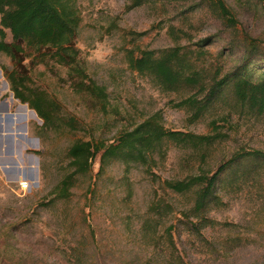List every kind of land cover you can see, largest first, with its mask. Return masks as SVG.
I'll return each instance as SVG.
<instances>
[{
	"label": "rangeland",
	"instance_id": "obj_1",
	"mask_svg": "<svg viewBox=\"0 0 264 264\" xmlns=\"http://www.w3.org/2000/svg\"><path fill=\"white\" fill-rule=\"evenodd\" d=\"M215 2L70 0L79 16L76 48L88 76L105 88V103L74 91L68 67L48 58L24 63L33 84L58 103L64 118L74 119V130L45 129L13 98L3 72L13 65L0 52V102L9 100L11 113L25 114L32 138L11 149L22 150L11 158L26 169L31 156L38 174L21 179L29 182L25 192L20 179H0V264H264V160L227 165L199 213L198 186L177 193L165 185L203 172L210 177L239 154L264 152V113L237 101L235 79L199 111L177 106L187 98L202 102L209 86L228 74L264 78V0H222L234 25L219 16ZM5 41H11L8 30ZM168 50L178 51L177 69L197 75L196 86L169 90L133 70L130 61L141 51ZM154 115L166 130L211 139H164L146 162L100 163L98 155L74 176L68 196L55 199L51 192L72 172L67 152L73 143L112 144Z\"/></svg>",
	"mask_w": 264,
	"mask_h": 264
},
{
	"label": "trees",
	"instance_id": "obj_2",
	"mask_svg": "<svg viewBox=\"0 0 264 264\" xmlns=\"http://www.w3.org/2000/svg\"><path fill=\"white\" fill-rule=\"evenodd\" d=\"M214 8L229 25H234V19L222 0H216ZM78 24L79 16L70 5V0H0V52L8 56L13 65L10 70L3 68L4 75L10 84L13 98L34 111L42 120L45 129L66 127L74 130L76 123L73 118H64L58 103L44 89L33 84L30 68L24 63L28 57L31 58V66L34 61L42 63L48 58L57 65L68 67L70 86L74 91L86 92L102 103L107 99L105 88L98 86L83 68L79 50L75 45ZM5 30L10 32V42L5 41ZM154 54L152 51H141L138 57L130 61L133 70L149 73L161 86L169 90L181 85L196 86L199 83L196 74L185 75L175 67L174 63H180L177 50L162 51L157 56ZM232 79H235L233 94L237 101L250 110L264 113V78L253 82L237 77L236 73L214 81L202 102L187 98L177 106L191 105L199 111L203 106L209 105ZM200 89L204 91L203 87ZM164 139L200 144L211 137L166 130L154 115L132 130L124 132L112 144L76 141L67 152L72 172L62 177L51 194L55 199L66 198L74 176L86 173L98 155L100 163L110 159H120L125 163L146 162L147 154ZM242 158L264 160V152L239 154L220 166L210 177L203 172L187 180L165 182V185L177 193L198 186L194 211L199 213L213 197V187L220 173L227 165ZM186 225L198 232L197 223L187 219ZM205 242L210 245L209 241Z\"/></svg>",
	"mask_w": 264,
	"mask_h": 264
},
{
	"label": "crops",
	"instance_id": "obj_3",
	"mask_svg": "<svg viewBox=\"0 0 264 264\" xmlns=\"http://www.w3.org/2000/svg\"><path fill=\"white\" fill-rule=\"evenodd\" d=\"M12 106L9 100L0 102V179L5 182H11V179L21 180L25 178L35 180L38 178V174L31 156L28 158L29 163L27 164H29V167L26 169L22 167L23 161L22 164H19L15 158H11V156L20 155L22 152V150L14 152L11 149L15 148L16 145L18 147V144H21L23 141L28 142L32 139L28 137L31 135V132L26 122L25 114L11 113Z\"/></svg>",
	"mask_w": 264,
	"mask_h": 264
},
{
	"label": "built area",
	"instance_id": "obj_4",
	"mask_svg": "<svg viewBox=\"0 0 264 264\" xmlns=\"http://www.w3.org/2000/svg\"><path fill=\"white\" fill-rule=\"evenodd\" d=\"M19 190L25 192L29 188V182L26 180L18 181Z\"/></svg>",
	"mask_w": 264,
	"mask_h": 264
}]
</instances>
